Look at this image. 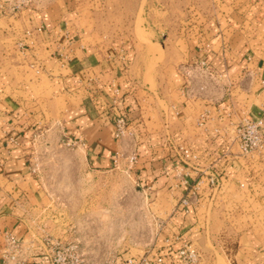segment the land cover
Instances as JSON below:
<instances>
[{
  "label": "crops",
  "instance_id": "crops-1",
  "mask_svg": "<svg viewBox=\"0 0 264 264\" xmlns=\"http://www.w3.org/2000/svg\"><path fill=\"white\" fill-rule=\"evenodd\" d=\"M141 1L30 0L0 15V264L8 234L26 264H50L40 238L47 189L33 159L36 133L56 121L64 139L82 140L93 171L138 153L136 179L170 199L151 247L169 264H179L185 244L203 250L211 239L228 241L233 227V264H264V153H242L233 130L244 119L264 122V0H180L191 16L171 27L152 16L167 11V0H146L151 42L174 52L158 62L154 86L150 55L141 59L147 44L117 22ZM167 28L175 32L161 40ZM110 112L125 115L127 136L115 137ZM181 144L196 159L182 161ZM197 185L185 208L181 199ZM249 202L261 208L245 221Z\"/></svg>",
  "mask_w": 264,
  "mask_h": 264
},
{
  "label": "rangeland",
  "instance_id": "rangeland-1",
  "mask_svg": "<svg viewBox=\"0 0 264 264\" xmlns=\"http://www.w3.org/2000/svg\"><path fill=\"white\" fill-rule=\"evenodd\" d=\"M145 1L137 5L134 15L123 14L116 21L120 27L130 26L131 35L147 44L140 47L141 59L144 60L145 53L150 55L146 79L154 86L153 73L158 62L174 52L161 43L151 42V31L144 25L146 16H150L144 9ZM167 3L168 7L164 4L167 11L161 13L160 9L152 16L166 20L170 27L182 19L189 20L191 15L180 5V0H167ZM0 18L3 24L4 17ZM119 31L121 29L112 32ZM174 32L169 28L162 30L161 40ZM36 134L33 162L43 173L47 189L46 233L50 237L76 244L88 264H123L131 255H141L152 247L161 224L159 220L171 209L169 198L146 191L132 170H126L127 162L121 159L118 166L107 171L86 167L83 148L66 144L64 131L57 121L44 125ZM260 208L249 202L244 207L243 220L252 218V213ZM235 229L232 228L231 237ZM231 237L228 241L224 237L209 240L207 247L198 249L201 254L198 264H233L226 254L227 248L234 244Z\"/></svg>",
  "mask_w": 264,
  "mask_h": 264
},
{
  "label": "built area",
  "instance_id": "built-area-1",
  "mask_svg": "<svg viewBox=\"0 0 264 264\" xmlns=\"http://www.w3.org/2000/svg\"><path fill=\"white\" fill-rule=\"evenodd\" d=\"M30 0H0V15L10 14L14 15L22 11V9L29 3ZM202 67L207 69L206 63L202 62ZM114 118L115 124V137L117 139L127 136L130 132L128 120L125 115L120 112H110L108 114ZM208 113L204 112L198 119L199 125H204ZM264 122L262 119H244L234 126V137L240 147V150L244 154H252L255 152L264 153ZM68 146L78 147L82 140L68 138L65 139ZM178 153L182 161L185 163L196 159V155L192 150L184 144L178 145ZM138 153L132 152L127 157V171H131L138 163ZM115 166L119 164V158L114 160ZM202 180L197 181L199 185ZM208 184L211 187H218L219 181L215 177H210ZM195 186L191 195H187L181 199V204L187 208L193 204L196 200L197 188ZM44 247L42 248V254L45 255L50 264H88L85 263L78 251L77 245L71 242L65 243L61 240L50 237L47 233L40 237ZM8 247L3 252L4 264H26L24 258L21 257L23 247L21 242L11 234L7 235ZM200 251L191 244H185L178 251L176 260L179 264H198L200 260ZM123 264H169L166 260V256L160 253H155L153 249L149 248L145 253L141 255H131L125 260Z\"/></svg>",
  "mask_w": 264,
  "mask_h": 264
},
{
  "label": "bare ground",
  "instance_id": "bare-ground-1",
  "mask_svg": "<svg viewBox=\"0 0 264 264\" xmlns=\"http://www.w3.org/2000/svg\"><path fill=\"white\" fill-rule=\"evenodd\" d=\"M220 264H225V263L221 262Z\"/></svg>",
  "mask_w": 264,
  "mask_h": 264
}]
</instances>
